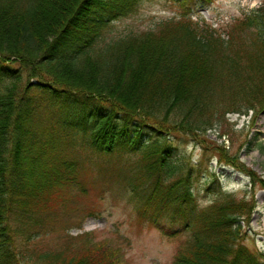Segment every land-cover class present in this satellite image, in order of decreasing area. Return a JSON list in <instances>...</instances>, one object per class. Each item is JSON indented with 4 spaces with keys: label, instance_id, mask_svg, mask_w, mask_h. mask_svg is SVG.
Here are the masks:
<instances>
[{
    "label": "trees",
    "instance_id": "obj_1",
    "mask_svg": "<svg viewBox=\"0 0 264 264\" xmlns=\"http://www.w3.org/2000/svg\"><path fill=\"white\" fill-rule=\"evenodd\" d=\"M124 1L0 0V264H121L119 248L88 231L57 249L37 245L36 228L72 190L85 192L78 134L110 163L140 153L139 213L157 223L171 212L191 233L172 264H264L240 240L250 200L227 195L198 210L187 177L168 182L170 138L197 141L227 114L264 106V0L221 29L181 14L94 50L100 14L114 17ZM248 145L264 155L261 140Z\"/></svg>",
    "mask_w": 264,
    "mask_h": 264
},
{
    "label": "rangeland",
    "instance_id": "obj_2",
    "mask_svg": "<svg viewBox=\"0 0 264 264\" xmlns=\"http://www.w3.org/2000/svg\"><path fill=\"white\" fill-rule=\"evenodd\" d=\"M262 1L186 0L183 8L182 0L124 1L113 7L117 10L114 17L109 12L100 14L94 27L92 48L102 51L111 41L153 29L159 21L184 13L199 20L203 18L200 24L221 29L227 21L243 17ZM222 130L227 135L219 136L218 131ZM218 131H209L197 141L180 135L170 138L176 148L168 157L174 170L168 182L187 177L198 209L227 195L237 199L246 197L254 207L242 222L244 233L240 240L251 251L264 252V155L248 145L254 138L264 145V106L257 105L244 116L228 114ZM212 145L223 150L225 159H220L219 153L211 149ZM75 148L85 179V192L72 190L63 207L54 212V220L49 219L46 225L36 228L39 249H57L70 241L77 243L72 237L88 231L94 240L115 251L119 248L121 264H172L176 252L191 239V233L171 212H166L155 224L152 222L155 213H139L145 182L139 183L133 173L139 177L142 170L140 153H124L118 160L114 156L110 163L94 152L88 138L81 134L75 137ZM100 163L106 164L102 166L104 171L98 167ZM126 163L134 165L131 171L124 168ZM239 164L254 172V183L244 169L238 168H243ZM88 210L91 214L86 213Z\"/></svg>",
    "mask_w": 264,
    "mask_h": 264
}]
</instances>
